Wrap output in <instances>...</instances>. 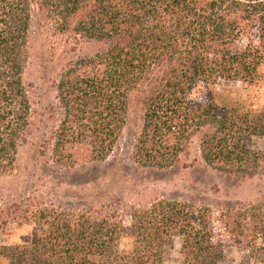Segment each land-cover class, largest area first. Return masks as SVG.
Instances as JSON below:
<instances>
[{"label": "trees", "instance_id": "trees-1", "mask_svg": "<svg viewBox=\"0 0 264 264\" xmlns=\"http://www.w3.org/2000/svg\"><path fill=\"white\" fill-rule=\"evenodd\" d=\"M34 2L71 42L54 84L56 126L41 147L55 166L105 162L136 98L138 167L172 169L195 144L214 172L264 177V150L250 147L264 139V110L214 95L221 82L264 81V0H0V179L37 131L25 82ZM14 210L12 222L32 231L25 244H0L12 264H165L176 247L181 264H219L231 248L239 264L264 263V196L220 208L158 199Z\"/></svg>", "mask_w": 264, "mask_h": 264}, {"label": "rangeland", "instance_id": "rangeland-1", "mask_svg": "<svg viewBox=\"0 0 264 264\" xmlns=\"http://www.w3.org/2000/svg\"><path fill=\"white\" fill-rule=\"evenodd\" d=\"M30 59L25 82L31 98L37 131L20 148L16 170L0 179V244L22 245L30 240L32 228L16 219L14 206L55 205L62 209H92L107 203L146 205L158 199L189 201L214 208L242 204L264 196V177L240 180L210 170L201 160L196 145L180 164L168 170L143 169L130 156L133 135L139 126L141 109L132 99L130 120L114 153L103 163L75 169L55 166L43 156V135L56 126L55 81L59 61L72 56L68 36L58 34L47 11L39 3L32 6L29 36ZM81 52V51H80ZM75 54V53H74ZM264 76V67L261 69ZM214 95L220 103L247 101L264 110V81L257 86L221 82ZM254 151L264 150V139H252ZM17 211V210H16ZM19 214V213H17ZM264 247V239L259 241ZM176 247L166 255L165 264H181ZM240 252L229 249L219 264H239ZM0 264H12L0 256ZM260 264V263H259ZM264 264V263H263Z\"/></svg>", "mask_w": 264, "mask_h": 264}]
</instances>
